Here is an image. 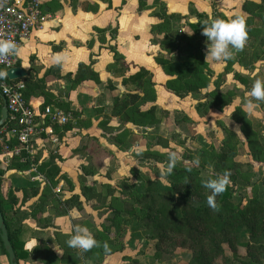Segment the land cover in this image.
Wrapping results in <instances>:
<instances>
[{
    "label": "crops",
    "instance_id": "0c3cea01",
    "mask_svg": "<svg viewBox=\"0 0 264 264\" xmlns=\"http://www.w3.org/2000/svg\"><path fill=\"white\" fill-rule=\"evenodd\" d=\"M246 1L259 3L261 0H44L46 19L21 46L18 66L27 72L26 77L31 75L39 84L37 93L41 97L34 98L33 105L42 108L43 101L49 100L53 107L71 112L73 120L53 126L59 138L57 143L50 141L46 133L37 136V148L34 156L28 159L31 160L28 168H13L18 159L0 163V167L6 170L5 194L12 190L18 198L11 227L20 229V239L28 252L19 264L100 263L94 256H85L81 250L68 247L66 241L81 215L80 207H67L58 201L78 195L82 211L85 209L81 186L93 184L87 182L92 175L86 174L83 168L92 162L81 148L92 136L110 152L101 166L107 167V158L111 162L114 156L120 157L121 164L134 161V145L128 148L131 153L125 152L123 146L129 143L128 136H139L141 130L118 114L116 102L124 94L144 95V92L136 90L137 85L126 82L125 78L141 68L153 76L156 99L141 106L143 110L155 105L169 111L165 106V100L169 99L181 112L193 97L181 99L166 90L165 84L171 77L156 60V56L164 52L160 38L164 33H160L156 26L164 23L165 14L180 15L182 18L177 22H180L181 30L192 33L200 41L206 40L202 32L194 33L189 23L198 22L200 17L213 19L216 13L247 17L243 8ZM201 48L206 51L205 47ZM60 51L71 52L70 61L63 66H50L46 58ZM81 64L97 73L99 80L75 81ZM126 130L130 133H126L124 142H114V138L124 135ZM140 143L141 139L137 144ZM69 161L81 163L76 175L67 169ZM48 162L59 166L60 175L66 174L71 179L72 188L60 175L57 176L59 182L52 185L48 168L45 171L40 169L42 163ZM120 162L118 160V166ZM38 174L43 176L41 181L36 179ZM32 188L38 192L34 193ZM70 212L79 213V216L74 218ZM118 259L115 254L108 255L102 264H116ZM0 264H10L9 256L0 252Z\"/></svg>",
    "mask_w": 264,
    "mask_h": 264
},
{
    "label": "rangeland",
    "instance_id": "374dc122",
    "mask_svg": "<svg viewBox=\"0 0 264 264\" xmlns=\"http://www.w3.org/2000/svg\"><path fill=\"white\" fill-rule=\"evenodd\" d=\"M254 14L259 19L249 23L243 50L236 52L230 60L212 62L214 80L211 89L185 103V109L180 113L191 115V119L181 118L176 105L166 99L168 113L161 112L155 124L139 126V136H128L129 143L123 149L131 153L128 148L134 145V161L121 164L120 157H111V162L107 158V167L101 166L87 179L93 184V189L85 196V209L82 211V206L78 209L81 215L75 225L88 227L94 236L108 232L93 254L99 264L113 254L119 258L116 264H214V259L218 260L215 264H224L227 262L220 263L219 253L225 252L230 259L234 258V242L237 252H243L237 238L227 240L223 235L214 238L210 233L197 241L172 234L163 236L164 240L160 242L150 238L147 223L154 217V208H148V203L139 201V197L144 193L162 192L182 205V193L176 191L174 183L184 173L214 177L227 171L230 173L228 186L237 202L251 198L264 200V102H257L251 115L242 111L252 82L256 78H264V10ZM177 24L174 21L173 25ZM201 46L206 48V40L200 41ZM216 85L228 93V97L220 101H228L224 108L216 107L208 94ZM177 116L179 120H176ZM136 149L142 151L137 152ZM228 149L237 154L235 159L225 154ZM173 150H178L182 159L171 174L161 175L160 170L167 163V153ZM220 154L225 155V161L218 162ZM80 164L69 161L67 169L76 175V171L81 169ZM143 183L146 184L145 189L138 191L137 186ZM187 185L186 182L183 193L187 192ZM205 197L204 194L200 198ZM218 198L217 195L216 200ZM105 243L109 246L108 252L104 250Z\"/></svg>",
    "mask_w": 264,
    "mask_h": 264
},
{
    "label": "trees",
    "instance_id": "16d2710c",
    "mask_svg": "<svg viewBox=\"0 0 264 264\" xmlns=\"http://www.w3.org/2000/svg\"><path fill=\"white\" fill-rule=\"evenodd\" d=\"M125 1L126 0H124V2ZM143 5L144 3L141 2V6ZM243 8L247 12V17L242 16L246 21V29H249L251 20L259 19L254 13L264 10V0H261L259 3L246 1ZM164 16V23L156 26V29H158L160 33H164L161 39L164 52L159 53L156 56V60L162 66L165 73L171 77L167 80L165 88L181 99L190 95H203L204 90L209 88L214 76L212 62L205 61V51L199 47V39L181 30L180 22L177 26L173 25L174 21L180 20L182 16L175 14H165ZM234 16L235 15L227 17L223 13H216L213 19L217 17L230 19ZM200 18L201 19L196 23H189L196 34L202 32L201 27L205 21L211 20L205 17ZM192 40H195V43L192 42ZM227 68L228 67H226V69ZM84 79L99 80L97 73L88 66L81 64L75 81H82ZM23 81L26 85L24 91L25 97L33 105L31 101L36 97H41V95L37 93L38 90H40L39 84L34 82L31 75L23 78ZM125 81L135 83L137 85L136 90L144 92V95L127 93L124 94L123 97L117 99L116 109L118 110V114L122 115L125 121L137 126H148L149 124H155L159 121V114L161 112L163 114L168 113V111L159 109L155 105H152L146 110L141 108V106L153 102L156 99V91L153 87L155 82L153 81V76L150 71L141 68L128 78H125ZM216 86L217 87L213 91H209L208 94L211 95V102L214 103L216 107L224 108L229 104L228 101H220H222V98H227L228 93H225L226 90L223 88L221 89L220 85ZM46 105H51L49 100L43 101L42 108ZM2 108L3 101L0 96V117ZM178 112L180 113V111ZM181 115V118L191 119V117L184 113ZM179 119L180 117L177 116L176 120ZM10 122L11 120L9 119L8 123ZM66 129H68V127ZM124 132V135L122 133L114 138V142L123 143L126 139L127 130ZM81 151L91 157L92 163L83 168L84 172L88 175L97 173L104 159L110 154V152L100 145L98 139L92 136L88 137L87 145H84ZM225 154L234 159L237 155L236 153L234 154L233 149L225 150ZM217 159L218 162L226 160L224 154H220ZM30 162L31 160H26V162L21 163L16 160L12 167L26 169L29 167ZM46 168H48V177L51 179V182L56 185L59 182L57 176L60 175L61 172L59 166L55 165L53 162L42 163L40 169L45 171ZM5 171V169L0 167V211L2 212L4 222L8 229V235L15 251L16 261L19 264L20 259L28 256V252L25 250L24 243L20 239V229L17 226L11 227L12 213L14 207L18 203V198L12 190H9L7 194L4 192ZM59 177L65 179L69 188L73 187L71 179L66 174H61ZM205 178L207 177L193 176L191 173H184L182 178L174 183L176 191L182 193V205H178L173 197L162 192H157V194L144 193L143 196L139 197V201L148 203V208H154V217L147 223V235L159 242L160 240L163 241L164 237L168 234L196 241L203 239L209 233L214 238L219 235L226 236L225 239L227 240L237 238L238 245L244 248L243 252H240V250L237 252V244L234 242L232 244L234 258L230 259L225 252H220V263L227 262L224 264H229L228 261H230L232 262L231 264H264V200L251 198L246 202L242 200L237 202L230 187L227 186L226 190L218 195L219 198L216 200L218 207L213 211L207 205L206 197L208 190L205 189L202 184V180ZM186 182L188 184V189L187 192L183 193L182 188L185 186ZM145 186L146 184L143 183L137 186V190L145 189ZM92 187L93 186L84 184L82 186L83 194L87 196L90 190L93 189ZM32 191L34 193L38 192L35 188H32ZM204 194L206 197L200 198ZM58 201L60 205L63 203L66 204L67 207L82 206L78 195H73L66 200ZM106 236H108V232L101 234L97 233L94 238L98 241V245H100L101 242L105 240ZM97 249L98 246L84 252V254L85 256L93 257ZM0 252L9 256L2 240L1 229ZM217 261L218 260L214 259L212 263L215 264Z\"/></svg>",
    "mask_w": 264,
    "mask_h": 264
},
{
    "label": "built area",
    "instance_id": "2783aa9c",
    "mask_svg": "<svg viewBox=\"0 0 264 264\" xmlns=\"http://www.w3.org/2000/svg\"><path fill=\"white\" fill-rule=\"evenodd\" d=\"M44 0H4L0 6V34L11 36L20 47L30 38L36 28L46 19ZM18 66V56H10L0 69ZM26 85L22 79L0 80V93L6 99L8 118L0 127V163L14 159L25 162L34 156L36 138L46 133L50 141L57 143L54 125H65L73 120L71 112H65L51 105L38 108L25 97ZM11 120L8 123V120ZM48 124L46 127L45 125ZM38 174L36 179L42 180Z\"/></svg>",
    "mask_w": 264,
    "mask_h": 264
},
{
    "label": "clouds",
    "instance_id": "9594fccd",
    "mask_svg": "<svg viewBox=\"0 0 264 264\" xmlns=\"http://www.w3.org/2000/svg\"><path fill=\"white\" fill-rule=\"evenodd\" d=\"M4 0H0V6H3ZM202 35L206 39L205 61L207 62H223L234 57L236 52L242 51L247 41L246 21L242 15L236 14L233 18H214L205 21L202 25ZM188 33V32H187ZM191 35L192 33H188ZM22 48L11 36L0 34V63H5L10 56H20ZM72 53L69 51H60L48 56L47 62L50 66H63L69 62ZM23 67H28L24 65ZM8 69V68H7ZM7 69H0V80L8 78ZM257 102H264V78H256L252 82V86L248 91L242 111L246 115L254 113ZM137 152L142 149H136ZM182 156L178 150L169 151L167 153V163L160 170L161 175H169L173 171L175 165L181 161ZM198 163V161H197ZM230 173L225 171L223 174L208 176L202 180L205 189L210 190L207 195V205L215 211L218 207L216 196L223 193L230 183ZM70 216L78 217L79 213L70 212ZM68 247L79 249L87 252L94 247L99 246L98 241L94 238L93 233L88 227L83 225H74L71 234L66 241ZM104 250L108 252L109 246L104 244Z\"/></svg>",
    "mask_w": 264,
    "mask_h": 264
},
{
    "label": "water",
    "instance_id": "95a60500",
    "mask_svg": "<svg viewBox=\"0 0 264 264\" xmlns=\"http://www.w3.org/2000/svg\"><path fill=\"white\" fill-rule=\"evenodd\" d=\"M7 71H8V77L11 80L23 79L27 76V72L20 66L13 67ZM0 96L3 101L2 114L0 117V127H1L3 124H5L8 118V109L6 105V99L1 95V93H0ZM0 229L2 232V240H3L4 246L9 254L10 264H18V262L16 261V255H15L14 248L10 242V238L8 235V229L4 222V217L1 211H0Z\"/></svg>",
    "mask_w": 264,
    "mask_h": 264
}]
</instances>
